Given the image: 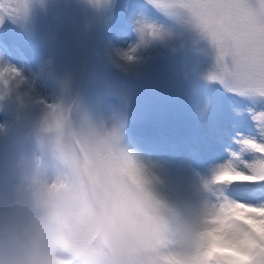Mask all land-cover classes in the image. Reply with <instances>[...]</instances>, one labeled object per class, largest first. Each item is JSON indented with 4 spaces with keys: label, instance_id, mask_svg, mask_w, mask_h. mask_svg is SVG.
<instances>
[{
    "label": "clouds",
    "instance_id": "1",
    "mask_svg": "<svg viewBox=\"0 0 264 264\" xmlns=\"http://www.w3.org/2000/svg\"><path fill=\"white\" fill-rule=\"evenodd\" d=\"M74 112L59 106L48 115L53 167L24 155L8 166L0 183V264H246L241 222L254 216L264 231V213L228 205L216 195L224 185L210 181L214 199L205 197L193 215L164 194L160 161L126 155L87 120L74 124Z\"/></svg>",
    "mask_w": 264,
    "mask_h": 264
},
{
    "label": "rangeland",
    "instance_id": "2",
    "mask_svg": "<svg viewBox=\"0 0 264 264\" xmlns=\"http://www.w3.org/2000/svg\"><path fill=\"white\" fill-rule=\"evenodd\" d=\"M151 1L156 3L155 0ZM98 2L100 8L98 7V12H96ZM119 6L118 3L115 5V0H0V17L3 19V23L0 24V31L12 32L19 37L25 35L31 37L33 35L36 39H42L41 41L46 47V51L42 54H31L30 63L19 62L15 59L11 61L0 60V65H4L5 69H15L18 72L16 76L5 73L8 82L0 81V103L5 104L10 109L12 118L16 119L19 125L26 123L30 128H33L35 121H45L43 119H45L46 113L42 116L37 110L40 107H47L45 100L37 99L39 95L53 100L54 105L64 106L66 96L73 91L72 87L71 89L69 87L78 78L80 63L83 60L85 50L88 49V44L90 45L93 39L94 18L98 14V19L103 25L113 15L120 16L121 8L119 10ZM140 20V16H137L135 26ZM189 22L187 26V18L182 15H177L172 25L160 26L158 23L147 19L144 22L141 21L135 36H125L121 39L120 45L107 41L108 48L105 47L104 50L107 54L113 52L115 58L111 59L112 56H107L105 53L104 58H106L101 64L95 63L97 70L91 73V69L89 77L96 75L102 88L119 94L123 103L131 109L135 119H138L141 114L146 115V117L153 115L156 103L160 100L172 103L174 102L173 99L179 100L175 102V105L176 110L181 112L187 107L190 89L193 87L194 91H197L193 78L200 73L195 71L191 61L189 63L181 60L175 61L169 55L171 50L178 45L177 40L184 39L187 43V38L190 36V43L194 40L196 46L201 50H211V53L215 54L216 62L211 59L209 64L217 63L219 77H223L220 80L232 92L235 88L231 77L224 72L225 65L231 66V58L220 57L216 43L195 22L192 16ZM142 28L144 29L143 33L141 32ZM153 30L155 35L150 34ZM135 38L137 39L135 40ZM128 42L132 43L127 44ZM132 49H135L134 59H126L125 54ZM148 53L150 55L145 59L144 57ZM100 54L102 53L100 52ZM137 54L142 56L141 59L137 58ZM105 63L111 65L115 70L127 69L133 73L142 70L139 72L140 76L137 74L132 77L129 75L122 76L118 73L108 74L101 72L102 65ZM210 69L206 68L203 71L208 72ZM213 69L214 71L210 72L213 74L211 76L218 78L217 67L215 68L213 65ZM197 71L199 70L197 69ZM235 92L242 93L237 90ZM183 99L184 101H181ZM47 109L52 111L49 107ZM125 109L127 108L125 107ZM122 112L121 110L109 112L103 117L91 116L87 121L95 128L97 136L103 140L109 136V130L116 118L123 116ZM260 113H264V105L234 109L233 115L236 121L253 124L255 129L253 132L235 130L233 135H227L236 139L233 145L218 143L215 133L224 136L226 134L225 128L234 122L230 120L215 123L212 118H209V115L203 119L196 132V137L199 141L202 140L209 147L208 149H212V145L216 144V147L227 151L229 155H225V157L228 161L238 159L240 161L239 167H246L245 162L252 161V154L251 150L246 148L241 141L254 139L260 143L264 142V121L257 120L260 119ZM125 115H129L128 109ZM5 121L6 119L0 118V129H3ZM45 124L41 123L40 126H45ZM21 126H17L19 135L29 133L26 127ZM205 137H208L207 140L204 139ZM4 139L3 135L0 134V143ZM120 151L137 161H160L164 169L162 182L166 186L164 194L174 196L185 202L191 207L193 215L204 198L207 197L200 190V182H203L204 179L199 180V182L195 181L193 176V172H196L195 168L189 169L187 163L182 161L183 159L173 158L169 160L163 152L160 154H141L139 158L137 153ZM10 161L11 158L7 157L5 152L0 153V164L2 162L10 163ZM4 179L5 176H1L0 173V183ZM256 205H264V199H259Z\"/></svg>",
    "mask_w": 264,
    "mask_h": 264
},
{
    "label": "snow or ice",
    "instance_id": "3",
    "mask_svg": "<svg viewBox=\"0 0 264 264\" xmlns=\"http://www.w3.org/2000/svg\"><path fill=\"white\" fill-rule=\"evenodd\" d=\"M155 2L165 9L178 7L187 10L216 43L220 57L231 58V66L225 65L224 72L231 77L235 90L264 96V0H155ZM143 31L142 28L141 32ZM150 34L155 35L154 30ZM134 52L135 49H132L126 53V59H134ZM5 73L18 75L15 69H0V81L4 83L8 82ZM49 107L55 114L59 106ZM259 116L260 119H256L264 121V113H260ZM56 122L58 124L59 119ZM241 143L258 153L259 158L245 162L247 173L239 170L231 162L224 164L213 177V183L224 186L234 182L264 185V143L254 139H243ZM115 166L119 169V157L115 158ZM226 203L250 212L264 213V205L254 206L239 202L228 195ZM223 207L222 204L221 209ZM241 223L247 226L242 237L245 247L240 253L241 259L246 264H264V231L258 228V221L254 216L245 215ZM227 226L233 230L239 227L236 224Z\"/></svg>",
    "mask_w": 264,
    "mask_h": 264
},
{
    "label": "bare ground",
    "instance_id": "4",
    "mask_svg": "<svg viewBox=\"0 0 264 264\" xmlns=\"http://www.w3.org/2000/svg\"><path fill=\"white\" fill-rule=\"evenodd\" d=\"M153 39V38H152Z\"/></svg>",
    "mask_w": 264,
    "mask_h": 264
}]
</instances>
